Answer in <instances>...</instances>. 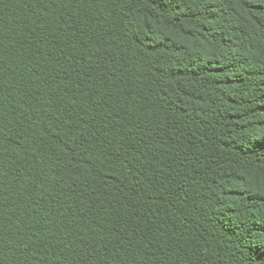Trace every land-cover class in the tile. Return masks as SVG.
Wrapping results in <instances>:
<instances>
[{
    "label": "trees",
    "instance_id": "obj_1",
    "mask_svg": "<svg viewBox=\"0 0 264 264\" xmlns=\"http://www.w3.org/2000/svg\"><path fill=\"white\" fill-rule=\"evenodd\" d=\"M0 264H264V0H0Z\"/></svg>",
    "mask_w": 264,
    "mask_h": 264
}]
</instances>
